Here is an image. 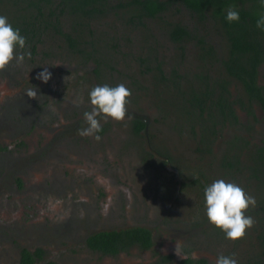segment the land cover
I'll return each instance as SVG.
<instances>
[{
    "label": "rangeland",
    "instance_id": "obj_1",
    "mask_svg": "<svg viewBox=\"0 0 264 264\" xmlns=\"http://www.w3.org/2000/svg\"><path fill=\"white\" fill-rule=\"evenodd\" d=\"M0 15L5 16L7 13L2 9ZM126 18L128 13L125 10H111L106 16L90 24L93 35L82 33V39H88L89 44L96 49L95 56L99 64L77 56L59 33L49 29L30 58L25 56L22 63L14 60L6 70L0 71V105L15 103L21 95L27 97L31 86L48 102L54 86L52 80L57 78V73L65 74L67 79L55 85L58 96L65 90L78 86L80 76H83L85 85L90 84L92 87L123 83L132 92L128 98L127 109L135 110L145 118H156V124L153 123L148 132L151 143L164 151L159 153L167 155L171 164L175 165L181 174L184 172L185 176L192 175L202 159L196 152L197 126L193 125L196 130L192 133L188 123L183 124L178 110L172 112V107L168 104L156 105L153 91L155 81L146 65L159 62L166 72L175 69L184 75L185 80H194L195 75L210 63L212 75L220 77L223 68L218 59L225 58L227 54L225 34L220 25L211 18L203 22L198 21L179 1H171L167 11L160 17L144 20V26H127L122 21ZM64 21V29L73 32L71 20L65 17ZM174 22L185 24L193 35L204 38L212 46L214 56L209 57L210 62H207V56L201 57L202 52L195 37L179 44L171 40L169 28ZM91 45H88L89 49ZM16 51L19 54L28 52V49L17 47ZM65 67L81 68V73L78 69L71 73L55 71ZM45 68L51 73V78L46 83L37 79V73ZM91 69L101 74L98 83H94V78L88 76L89 72L91 75ZM258 78L259 82L264 84V64L258 69ZM15 82H19L23 87L15 86ZM231 86L237 99H242L243 92L238 82H232ZM79 91L82 95L80 88ZM175 94L174 90H168L170 104L175 100ZM79 103L80 106H76L73 112L64 110L61 118L54 120L55 128L64 133H60L58 140L55 139V132L51 135L35 134L31 131L32 133L23 137L24 143L20 152H13L6 150L11 144L9 137L0 138V146L5 148V152L0 153V252H10L9 264L18 263V252L24 247H40L46 251L45 257L37 264H139L147 262L159 251H168L172 247L169 244H175L174 240L158 233L152 254L133 247L117 255L104 256L80 246L83 231L89 230L92 225L93 229L127 225V212L132 199H125L122 190L130 192L127 193L130 198L136 197L131 193L134 184L133 173L142 169L143 176L148 177L150 170H154L152 166H164L165 163L153 159L151 154L144 151L143 136L132 135L129 121L126 119L117 122L108 118L102 125L105 127V133L98 134L101 136L99 141L91 136L79 135L77 130L87 126L83 113L92 110L85 94ZM255 105L257 104L246 106L242 101L237 106L240 121L250 117L248 114L252 108L254 110ZM97 119L102 120L101 117ZM39 121L41 122L42 118ZM263 124L264 122L260 121L255 126L253 133L256 138H261L260 135L264 133ZM26 134L28 132H25ZM156 140L159 143H156ZM69 144L73 147L68 146ZM217 145L214 144L213 147L216 148ZM61 147L64 150L62 152ZM55 152L61 153L63 158L56 161ZM43 155L46 156L42 162L44 165L37 169L32 162H36V159ZM207 162L213 164V157ZM27 168L33 170H26ZM160 169L158 168V171ZM53 172L62 178L57 181L54 178V183H51ZM18 180H22L21 187L16 185ZM148 186L150 187L151 183H148ZM195 189L191 186L185 187L177 194L178 198H184L186 215H196L198 203L201 202V196ZM156 190L157 193L158 189ZM118 194H121L120 198L117 197ZM115 208L118 212L113 214ZM186 215L184 228L197 226L193 221L186 220ZM145 217L147 220L143 222L151 224V217ZM116 218L120 223L109 222L115 221ZM176 223L180 224L179 221ZM194 233L196 234L191 233L187 237L188 240L194 241L193 247L184 252L196 257H207L212 264L220 255L235 254L234 258L238 264L256 259L260 255L261 236L252 233L251 228L245 238L237 241L229 240L225 236L209 237L207 235L210 231H206L205 237L199 232L200 236L197 235V231ZM202 241H205V246ZM179 251L181 250L177 252Z\"/></svg>",
    "mask_w": 264,
    "mask_h": 264
},
{
    "label": "flooded vegetation",
    "instance_id": "obj_2",
    "mask_svg": "<svg viewBox=\"0 0 264 264\" xmlns=\"http://www.w3.org/2000/svg\"><path fill=\"white\" fill-rule=\"evenodd\" d=\"M2 6L3 5H0V12L3 9ZM7 13H11L10 9H7ZM175 23L177 22H174L173 24ZM172 41L179 44L185 40L183 39L180 42ZM205 42L207 43V41ZM38 46L39 43L35 50H37ZM24 49H28L31 54L34 53L29 48L25 47ZM201 52V57H208V59H206L207 62L211 61L209 57L214 56L212 53ZM225 58L218 59L223 71L222 75L217 78L215 77L216 74L212 75L213 70L210 67V63L207 64V68L202 69L199 74L195 75L194 80L193 78L192 80H185L184 75H181L175 69H170L166 72L159 62L149 65V73H152L151 76L155 81L153 91L155 101L157 102L156 105H159L158 103L168 104L172 107V112H174L175 109L178 110L183 124L184 122L188 123V128L192 133H195L194 131L196 129L194 130V127L197 126L198 135L195 144L196 152L202 157V159L200 158L201 163L198 164L197 170H195V173L193 172L192 175L185 176L184 172L181 174L178 168L171 164V160L167 155L159 153L164 151H161L157 148V145L151 143L148 132L150 126L153 125V123L156 124V118H145L135 110L127 109L128 111L125 119L129 121L131 134L135 136L142 135L144 138V151L151 154L153 159H158L165 164L164 166H152V169L154 170H150V176L148 177L143 176V173H141L142 169L133 173L132 177L134 178V184H132L131 193L136 197L130 198L128 195L130 192L128 193L127 190H122L125 199H132L129 203V211L127 212V225H120L119 227L113 225L106 229H93L92 225L89 230L83 231L84 235L81 239V247H85L90 251L104 256L117 255L128 251L133 247L152 254L156 236L160 233L163 236H167L170 240H174L175 244H169V246L172 247H170L168 251H159L157 255L152 256L147 262L139 264H209L211 263L209 258L204 256L196 257L195 255L187 254L184 251L193 247L192 245L194 241L188 240L187 237L191 233L196 234L194 233L196 231L197 233L199 232L200 235L202 234L203 237L206 236V231H210V234L208 233L209 235H207L209 237L225 236L224 232L209 223L204 203L205 187L217 179H223L226 182L239 185L250 196H253L256 199V206L250 207L246 215L251 216L255 220V225L251 228L252 233H256V236H261L259 241L261 247L259 252L260 255L256 259L244 261L239 264H264V133L260 135L261 138H256L253 133V130L256 129V124L260 121L264 122V110L259 103L248 98L245 90L239 83L243 96L242 99H237L236 94L231 90L232 82L237 81L233 77H230L225 71L222 63V60ZM158 66H160V69L157 68ZM75 69L80 70L81 73V68L66 69L65 67L62 70L55 71L71 73ZM158 69L162 70L164 77H161ZM97 72L98 71L91 69V75H89L90 72L88 73L90 78H94V83H98L99 77H102L101 74ZM65 80H67L65 74L59 75V73H57V78H53L52 85L54 86H52V93L49 96L48 102H45L35 89V98L21 95V97H17L15 103H5L0 105V138L1 136L3 138L6 136L7 138L9 137L8 140L11 141L10 146H8L6 150L20 152V147L24 143L22 141L23 137L32 132L35 134L42 133L51 135L55 132L57 133L56 140L59 139L61 134H64L60 129L57 130L55 128L54 120L61 118L60 116L63 115L62 111L64 110L73 112V110L76 109V106H80L79 100H81L82 95L85 94V96L89 98V92L93 88L90 84L85 85L83 76H80V80L77 84L78 86H74L68 91L65 90L58 96L59 93L56 90V86ZM257 80L258 83H260L258 76ZM191 81L194 82L191 83ZM221 82L225 83V87H220L219 83ZM15 83V86L23 87L19 82ZM132 83L135 84L134 82ZM109 86L114 87L116 85L111 84ZM79 88L81 89L82 95L79 94ZM224 89L227 91H224ZM29 90H34V87L31 86ZM168 90H174L176 93L173 95L175 96V100L171 101V104L168 98ZM43 91L44 90H42V92ZM45 92H48V90H45ZM158 92L159 94L157 95ZM194 93H198V101H194L193 99L189 100L193 97ZM54 94H56L55 97ZM240 100L244 101L246 106L253 103L257 104L255 105L254 110L252 108L254 113L249 109L250 113L248 115L250 117H248L247 120L245 117L240 121L237 116V106L242 103ZM50 103L54 104L49 105ZM161 115L160 117H162ZM41 118L42 121L40 122L39 120ZM5 120H7V122ZM105 121L106 120L102 118L100 121L101 125H103ZM140 124H142V126L139 128ZM57 126L60 127L59 125ZM104 128L105 127L102 126V131L98 134H104L106 131ZM262 131H264V127ZM25 132H28V134L25 135ZM158 141L156 143L160 142ZM214 144L215 146L218 144V147H213ZM68 146L73 147L71 144ZM12 147L14 148L12 149ZM60 149H62V147ZM62 151L64 150L62 149L60 152ZM2 152H5V148L0 146V153ZM55 157V160L59 161L63 158V155L55 152ZM211 157H213V164L207 162ZM43 158H46V156L43 155L41 158H37L36 162H32V164L38 169L40 166L44 165V163H42L44 161ZM158 168L161 169L158 171ZM26 170L33 169L27 168ZM54 178H56L57 181V179H61L62 177H60L59 174L55 175V172H53L51 183H54ZM0 181L2 183L1 179ZM128 183H132V181H128ZM148 183H151L150 187L148 186ZM21 184L22 180L16 182L17 186L21 187ZM174 184L176 187H174ZM189 186L196 188L195 190H197L201 196V202L198 203V209L195 212L196 215H193L192 213L188 215L184 214V198L177 197V194L181 189ZM156 189H158L157 193ZM155 193L157 194L156 196ZM145 196H149V198L147 199ZM117 197L120 198L121 194H118ZM154 199L156 200L155 202L153 201ZM117 212L118 209L115 208L113 214ZM185 215L187 216L186 220L193 221L194 225L197 224V226L195 225L189 229L188 226L184 228ZM145 216L151 217V224L143 222L147 220ZM115 221L109 220L112 224L120 223L119 219L117 221V218ZM178 221L180 224L176 223ZM135 228H144L149 231L151 244L148 248H141L138 244L134 243L125 250L120 249L116 253L110 254L93 249L88 243L90 236L100 232L122 231ZM248 230L249 229H247V231ZM199 233L197 235H199ZM204 242L205 241L201 242L203 246L206 245ZM184 246L188 248L185 249ZM174 248H178V250L181 251L178 253V250ZM9 254L10 252L8 251L0 252V264H9ZM45 255L46 251L43 248L37 247L30 249L24 247L18 252L17 264H23L25 256L28 257L27 259L31 260V264H37L45 257Z\"/></svg>",
    "mask_w": 264,
    "mask_h": 264
},
{
    "label": "trees",
    "instance_id": "obj_3",
    "mask_svg": "<svg viewBox=\"0 0 264 264\" xmlns=\"http://www.w3.org/2000/svg\"><path fill=\"white\" fill-rule=\"evenodd\" d=\"M171 1H179L198 21L211 18L220 25L227 42V55L222 60L225 71L242 85L248 98L259 103L264 110V84L257 80L258 68L264 64V30L256 27L257 19L264 14L261 0H0V5H3L5 13L10 9L11 13L5 17L14 28L20 30L26 38V48L32 52L51 29L68 42L77 56L99 64L96 49L88 39L81 37L83 32L87 36L93 35L90 24L94 20L119 9L128 13V18L122 19L127 26H144V20L165 13ZM230 8L239 12L238 22L227 21ZM65 17L71 20L73 32L64 29ZM169 35L175 42L195 37L201 51L209 54L213 51L204 38L193 35L185 24L177 22L170 25ZM88 45H91L90 49ZM146 68L149 69V66L146 65ZM157 68L160 69V66ZM159 69L161 77H164ZM219 85L225 87L224 82ZM192 99L198 101V93H194L189 100ZM149 234L144 228L100 232L90 236L88 243L93 249L114 254L134 243L148 248L151 244ZM27 258L24 257L23 264H31Z\"/></svg>",
    "mask_w": 264,
    "mask_h": 264
},
{
    "label": "clouds",
    "instance_id": "obj_4",
    "mask_svg": "<svg viewBox=\"0 0 264 264\" xmlns=\"http://www.w3.org/2000/svg\"><path fill=\"white\" fill-rule=\"evenodd\" d=\"M264 6V0H261ZM228 22H238L239 12L229 9L226 15ZM256 27L264 30V14L256 21ZM26 47V38L21 35L18 28L8 22L7 17L0 15V71H4L15 60L22 63L25 56L31 57V52L17 53L16 49ZM51 73L47 68L37 73V79L47 82ZM27 95L35 98V90H29ZM132 92L123 83L116 86L104 84L93 87L89 92V101L92 105L90 112H84L86 127L78 129L81 136H91L99 141L102 125L97 117L105 120L111 118L117 122L124 121L127 116V104ZM204 203L206 216L210 224L224 232L225 237L232 241L245 238L247 229L254 227L255 220L246 215L250 207L256 206V199L250 196L242 187L235 183L217 179L204 189ZM233 256L220 255L215 264H238Z\"/></svg>",
    "mask_w": 264,
    "mask_h": 264
}]
</instances>
